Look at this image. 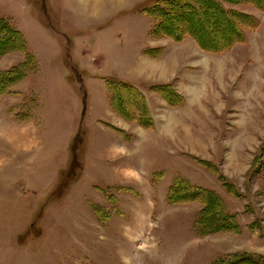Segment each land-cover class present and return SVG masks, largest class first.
I'll return each mask as SVG.
<instances>
[{
	"label": "rangeland",
	"instance_id": "rangeland-1",
	"mask_svg": "<svg viewBox=\"0 0 264 264\" xmlns=\"http://www.w3.org/2000/svg\"><path fill=\"white\" fill-rule=\"evenodd\" d=\"M150 1L0 0V19L22 32L38 62L0 99V264H212L238 252L264 255V170L251 174L264 142V13L236 7L261 27L246 28V42L217 56L191 38L151 37L154 20L141 12ZM212 14L204 36L218 47L234 30ZM148 48L164 56L143 57ZM23 59L3 56L0 67ZM108 80L144 90L159 127L124 123L108 103ZM159 83H174L187 105L163 103L151 93ZM123 125L129 152L114 131ZM177 177L220 195L241 235L198 233L202 205L167 201Z\"/></svg>",
	"mask_w": 264,
	"mask_h": 264
},
{
	"label": "trees",
	"instance_id": "trees-1",
	"mask_svg": "<svg viewBox=\"0 0 264 264\" xmlns=\"http://www.w3.org/2000/svg\"><path fill=\"white\" fill-rule=\"evenodd\" d=\"M247 5L264 13V0H151L142 7L141 12L154 20L150 31L151 37L170 38L176 43L191 38L204 52L219 55L246 42V28L253 30L260 26L259 20L236 8ZM213 12L220 16V21L232 32L234 30V36L230 35L231 38L218 47L208 43L210 40L204 36L205 20L213 16ZM12 53L24 54V59L9 69L4 70L0 67V99L5 95L16 93L14 88L25 81L30 74L38 71L37 59L28 52L27 42L22 32L13 27L9 21L1 18L0 59ZM148 55L159 58L161 50H150ZM106 86L111 93L110 106L115 113L142 127L154 128V119L148 101L137 87L122 81L109 80L106 81ZM151 89L160 94L171 106L180 107L185 104L184 99L174 90L172 84L155 85ZM25 117L23 116L24 120ZM200 162L212 168L211 163L202 160ZM260 170H264V142L251 174L255 175ZM159 176L160 179L164 177L162 174ZM220 178L230 194L240 196L236 185L222 175ZM167 201L171 205H187L192 202L201 204L196 231L203 236L225 232L235 235L242 233V227L236 215L228 213L221 196L208 188L192 185L188 180L177 177L168 189ZM212 264H264V255L238 252L219 258Z\"/></svg>",
	"mask_w": 264,
	"mask_h": 264
},
{
	"label": "crops",
	"instance_id": "crops-1",
	"mask_svg": "<svg viewBox=\"0 0 264 264\" xmlns=\"http://www.w3.org/2000/svg\"><path fill=\"white\" fill-rule=\"evenodd\" d=\"M261 13V12H260ZM260 27H261V24H260ZM259 27V28H260ZM158 39H160V38H158ZM168 39H170V38H168ZM171 40V39H170ZM192 41H194L193 39H191ZM176 43V42H175ZM238 46H239V44H238ZM160 48H162V47H160ZM154 49H156V48H148V49H146L144 52H143V57H150V58H152L153 59V57H151V56H149L148 55V52H147V50H154ZM158 49V48H157ZM159 50H161V49H159ZM233 50H230V51H228V52H225V53H230V52H232ZM147 52V53H146ZM205 54H208V53H206V52H204ZM225 53H222V54H219V55H217V56H221V55H223V54H225ZM208 55H211V54H208ZM164 56V55H163ZM163 56H160L159 58H154L155 60H158V61H160L161 59H162V57ZM144 59H142L141 58V61H140V63H139V65L137 66L136 65V67L138 68L139 67V70L140 69H142V65H143V63L145 62V61H143ZM160 64H162V63H160ZM135 67V68H136ZM134 68V67H133ZM132 68V69H133ZM123 82V81H122ZM128 84V83H127ZM160 84H171V83H159L158 85H160ZM131 85V84H130ZM173 85V88H174V90L176 91V89H175V87H174V83L172 84ZM134 86V85H133ZM152 86H155V84H152V85H150V87H152ZM107 87V86H106ZM135 87H137L140 91H141V88L140 87H138V86H135ZM144 91V90H143ZM143 91H141L144 95H145V97H146V99H147V101H148V104H149V107H150V109H151V102H150V99L148 98V96L146 95V93H145V91L143 92ZM179 95H181L178 91H176ZM152 94H155V95H157L160 99H161V101H163V103H165V104H167V106H169L170 108H173V109H179V108H181V109H183L186 105H187V100H186V98L183 96V95H181L182 96V98L184 99V102H185V104L183 105V106H180V107H174V106H170V104L160 95V94H158V93H156V92H151ZM187 93H191L192 95H195V89H194V87H192V86H190V87H188L187 88ZM108 103H109V105H110V99H109V101H108ZM110 108H111V106H110ZM112 109V108H111ZM152 110V109H151ZM177 117V116H176ZM175 117H174V115H173V120H172V124H174V122H175V119H174ZM123 120V119H122ZM162 120L163 121H165L164 120V118H162ZM124 121V123H126L125 121L126 120H123ZM159 123H161L162 121L160 120V118H159ZM154 122L155 123H157V121L154 119ZM154 123V128H156L157 126H156V124ZM135 124V123H134ZM176 125V124H175ZM112 127V126H111ZM114 127V126H113ZM141 127V126H140ZM159 127V126H158ZM174 127V125L172 126V128ZM114 128H116V130H114L121 138H120V143L118 144L119 146H122L123 147V149H124V151H126V152H129V146H131V144H129L128 142L129 141H132L131 140V138H132V135H131V133L127 130V128L123 125V127L122 128H117V127H114ZM143 129V128H142ZM157 129V128H156ZM167 129V128H166ZM145 130V129H144ZM159 130V129H158ZM169 130L167 129V132H168ZM166 132V134L169 136L170 135V132H168L167 133ZM128 135H130L131 136V138L130 139H126V136H128ZM125 141H127V142H125ZM117 145V146H118ZM116 146H115V150H116ZM123 151V152H124ZM119 153H121L120 151H118ZM125 152V153H126ZM127 154V153H126ZM117 155H118V153H117ZM117 157V156H116ZM166 176V173H165V175H164V177ZM164 177L162 178V179H164ZM161 179V180H162ZM169 188V187H168ZM167 193H168V191H167ZM243 227V226H242Z\"/></svg>",
	"mask_w": 264,
	"mask_h": 264
}]
</instances>
